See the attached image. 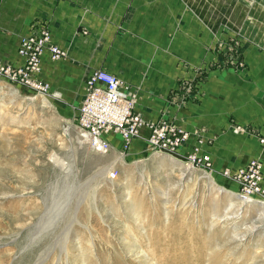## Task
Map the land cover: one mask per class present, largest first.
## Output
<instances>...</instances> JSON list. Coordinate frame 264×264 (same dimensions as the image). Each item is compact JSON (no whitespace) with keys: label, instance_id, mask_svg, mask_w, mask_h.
I'll use <instances>...</instances> for the list:
<instances>
[{"label":"rangeland","instance_id":"1","mask_svg":"<svg viewBox=\"0 0 264 264\" xmlns=\"http://www.w3.org/2000/svg\"><path fill=\"white\" fill-rule=\"evenodd\" d=\"M30 3L40 0H0V14ZM213 10L210 27L218 29L207 41L193 32V60L178 47L176 62L123 63L135 56L115 50V62L103 67L120 74L145 120L187 132L177 153L152 150L145 129L106 152L82 139L76 110L90 65L82 59L102 50L105 61L104 38L83 43L89 31L73 32L69 46L53 41L64 55L50 59V77L42 66L47 90L0 81V264H264V198L241 203L225 173L254 158L264 166V42L242 30L254 15L241 10L232 24L230 14ZM145 49L142 59H174L170 48ZM158 67L178 77H128ZM211 84L242 98L209 104ZM245 108L263 117L246 118ZM216 142L219 156L201 154Z\"/></svg>","mask_w":264,"mask_h":264},{"label":"crops","instance_id":"2","mask_svg":"<svg viewBox=\"0 0 264 264\" xmlns=\"http://www.w3.org/2000/svg\"><path fill=\"white\" fill-rule=\"evenodd\" d=\"M215 7L218 9V13H222L223 10V13L230 14L229 18H231L232 24L241 21L239 15L241 10H243L241 13L254 15L251 17L253 25L242 27V30L254 31L255 37L264 42V34H257L264 32V0H40V3H30L17 14L9 7H6L4 13L0 14V24L8 27L7 29L0 27V59L3 62L16 64L18 62L16 48L19 37L28 32L33 25L44 24L50 31L52 42H57L60 46H69L68 41L72 37L78 38L73 32L80 29L91 32L88 38L82 40L84 44L90 42L92 38L105 39V61L101 57L102 50L95 52V58L82 59L84 63H90V65H83L82 74L84 77H87L95 69H103L110 62H115V60L110 61V57L111 55L114 57L118 50L120 53L128 52L131 56H135L129 60L122 59L123 63L176 62L175 53L178 47H184L185 55L193 60L194 33L202 31L203 40L207 41L210 30L218 29V27H210L209 16L211 10L215 11L213 10ZM35 13L43 16L38 17L34 15ZM200 15H202L201 19L197 17ZM18 32L21 34H17ZM154 47L170 48V51L174 53V59H163V57L142 59L141 56L147 54L149 50L145 48ZM44 63L46 66L44 73L48 78L50 77L51 61L47 56L43 58L42 66ZM175 72L172 70L169 73L162 72L161 67H158L157 72L131 71L128 77L145 79L178 77ZM260 73L261 78L264 75L261 71ZM114 74L118 77L120 75ZM77 85L81 87L79 83ZM209 89L207 98L209 104L212 102L230 103L242 98L241 94L235 96L233 93L226 92L224 89L227 88L221 85L211 84ZM260 101L264 106V97H260ZM242 110L244 109H238L239 115ZM245 111L243 114L245 117L249 116L257 121L263 117L262 113L253 115V111L249 112L246 108ZM139 113L143 119H146L144 112ZM151 119L156 121L158 118ZM203 120H208L207 116H204ZM217 141L220 145L221 140ZM218 143L216 142L212 147H202L201 154L208 155L210 158L219 156L218 150H221V146L219 147ZM251 153L249 159L260 153V150L257 148ZM262 177L264 187V166Z\"/></svg>","mask_w":264,"mask_h":264},{"label":"built area","instance_id":"3","mask_svg":"<svg viewBox=\"0 0 264 264\" xmlns=\"http://www.w3.org/2000/svg\"><path fill=\"white\" fill-rule=\"evenodd\" d=\"M16 54V64L0 59V81L6 80L41 93L47 90L38 80L43 58L60 59L64 52L52 42L47 26L35 24L19 37ZM123 84L116 74L104 69H95L85 78L83 96L76 110V126L88 147L93 151L106 152L113 140H120L125 146L133 138L141 136L145 129L144 137L152 150L177 153L188 138L187 132L167 120L143 119L135 111L130 92ZM189 158L192 162H200L193 155ZM225 173L236 182L242 199L264 198L262 166L258 159H250L232 172Z\"/></svg>","mask_w":264,"mask_h":264},{"label":"bare ground","instance_id":"4","mask_svg":"<svg viewBox=\"0 0 264 264\" xmlns=\"http://www.w3.org/2000/svg\"><path fill=\"white\" fill-rule=\"evenodd\" d=\"M240 199H241V197H240ZM253 199H247V200H244V199H241V203H249V202H251ZM182 258H184V256L182 257ZM174 264V263H173Z\"/></svg>","mask_w":264,"mask_h":264}]
</instances>
